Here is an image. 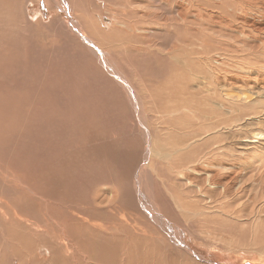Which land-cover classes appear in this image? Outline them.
<instances>
[{"label":"rangeland","instance_id":"1","mask_svg":"<svg viewBox=\"0 0 264 264\" xmlns=\"http://www.w3.org/2000/svg\"><path fill=\"white\" fill-rule=\"evenodd\" d=\"M63 1L0 0V264H18L10 243L36 247L28 264H57L64 243L78 250L77 264H264L253 245L261 234L256 221L241 224L225 213L218 223L184 222L165 193L174 162L153 160V170L144 161L145 136L151 147L160 144L166 125L147 117L146 126L131 101L149 112L154 97L161 108L164 69L122 51V43L109 57L123 89L90 55L99 33L118 34L99 28L122 18L123 28L132 27L127 0ZM147 180L168 230L141 206ZM259 187L264 192V181ZM178 193L172 190L183 205ZM172 229L183 233L180 243ZM70 257L66 264L74 263Z\"/></svg>","mask_w":264,"mask_h":264},{"label":"bare ground","instance_id":"2","mask_svg":"<svg viewBox=\"0 0 264 264\" xmlns=\"http://www.w3.org/2000/svg\"><path fill=\"white\" fill-rule=\"evenodd\" d=\"M57 1L65 5L63 0ZM126 2L129 10L125 16L130 20L126 21L132 27L123 28L125 19L122 18L121 23L118 19L113 25L99 28L102 32L108 30L118 34L113 38L99 33L101 45H92L90 55L98 62L102 61L123 89L127 83L114 71L109 57L118 54L120 48L117 46L122 43L126 46L122 51L154 60L164 69L165 89L162 87L161 95L165 102L161 108L154 97L151 98L154 105L149 110L150 105L149 112L141 100L131 98L137 115H141L146 126L147 117L157 124L165 122L164 129L169 133L161 131L173 136L166 143L168 136L158 130L162 142L154 143L152 147L149 137L145 136L144 161L149 162L148 168L154 166L151 164L153 160L164 164L169 160L174 162L171 182H168L165 193L184 222L196 219L201 226L209 222L218 223L222 219L215 220L225 213L228 220L241 224L256 221L252 226L261 234L254 236L253 245L258 246L256 253L264 259V192L259 187L264 181V0ZM84 32L89 38L94 36L85 27ZM123 33L125 39L132 38L136 43L125 41ZM170 36L176 40L166 44L160 42L161 38ZM10 179L12 182L13 177ZM150 182H144L146 195L139 196L141 206L161 229L166 227L168 230L172 223L165 214L160 215L157 211V195ZM172 190H177L184 197L183 205L175 199ZM253 191L258 192L261 198L256 193L252 196ZM190 210H195L192 216L188 215ZM243 218L245 222L241 220ZM169 233H174V241V237L179 239L183 235L174 229ZM72 245L64 243L58 246L65 250L62 251L65 257H58L55 263L66 264L70 256L73 264L78 263L73 258L78 250ZM34 248L26 246L23 249L11 243L8 247L16 253L15 258L10 254L18 264L30 263ZM89 262L85 261L86 264Z\"/></svg>","mask_w":264,"mask_h":264}]
</instances>
